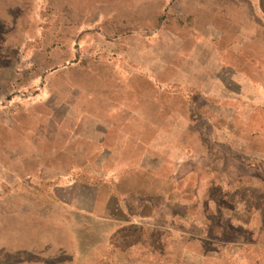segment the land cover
I'll return each instance as SVG.
<instances>
[{"label":"crops","instance_id":"1","mask_svg":"<svg viewBox=\"0 0 264 264\" xmlns=\"http://www.w3.org/2000/svg\"><path fill=\"white\" fill-rule=\"evenodd\" d=\"M127 1L126 10L107 13L95 3L86 12L96 15V27H123L105 39L103 51L131 64L130 70L120 76V101L106 104V118L90 120L98 130L88 142L94 145L90 158L109 160L106 176L127 177L126 193H117L119 178H110L115 193L100 215L78 205L65 210L56 200L74 222L83 217L88 223L81 227L87 242L77 240L71 252L59 250L56 257L61 264L63 258L107 264L121 241L127 247L120 252L136 255L138 264H204L214 254L204 250L210 239L256 241L264 229V68L240 55L253 44L264 53V44H256L264 30L250 0ZM168 6L185 16L179 26L163 25ZM129 15L135 27L128 28ZM222 47L233 48V55L226 57ZM65 176L38 178L50 183ZM163 209L167 227L145 229ZM213 225L220 234L210 235ZM3 243L0 250L16 251ZM238 244L237 251L262 254L261 247Z\"/></svg>","mask_w":264,"mask_h":264},{"label":"rangeland","instance_id":"2","mask_svg":"<svg viewBox=\"0 0 264 264\" xmlns=\"http://www.w3.org/2000/svg\"><path fill=\"white\" fill-rule=\"evenodd\" d=\"M250 1L258 26L264 30V0ZM95 3L108 13L126 10L128 1L0 0V244L16 246L13 252L0 250V264H61L58 251L71 252L78 241L87 242V232L81 227L88 223L84 224L83 217L79 224L74 222L56 200L64 201L65 210L75 211L78 205L82 212L100 215L115 193L110 178H119L116 192L126 193V176H106L104 164L109 160L90 158L94 145L88 140L98 130L90 120L106 118V104L120 101V76L131 66L103 51L105 39L121 34L123 27L112 31L109 23H101L100 29L91 24L96 15L86 12ZM167 8L163 25L174 22L179 26L185 16ZM131 16L126 19L128 28L135 27ZM258 34L256 44L263 45L264 31ZM256 48L253 44L241 49L240 55L249 56V64L264 68L260 58L264 53L257 54ZM222 51L229 58L234 53L233 48L222 47ZM136 82L128 81L132 86ZM73 153L80 157H72ZM12 173L31 179L16 181ZM44 173L68 176L64 181L45 183L38 178ZM167 216L163 209L145 229L163 231ZM216 228L209 229L210 235L220 234ZM232 241L227 235L210 239L204 250L214 254L205 257L204 264H264V229L256 241L249 237L239 244ZM122 243L116 241V252L107 264H138L136 255L127 257L120 252L127 247ZM237 244L261 247L262 254L237 251ZM24 253L27 256L20 255ZM62 264H72V260L63 258Z\"/></svg>","mask_w":264,"mask_h":264}]
</instances>
